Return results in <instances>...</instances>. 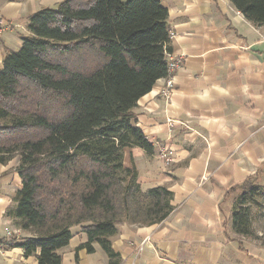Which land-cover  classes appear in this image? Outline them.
<instances>
[{"label":"trees","instance_id":"obj_1","mask_svg":"<svg viewBox=\"0 0 264 264\" xmlns=\"http://www.w3.org/2000/svg\"><path fill=\"white\" fill-rule=\"evenodd\" d=\"M229 1L264 25V0ZM167 17L159 0H63L33 13L20 48L5 52L0 163L18 156L21 179L7 215L31 233L18 246L25 255L39 250L38 264L61 263L73 226L86 235L76 252L97 243L107 264H120L117 225H153L172 211L170 190H142L134 164H123L125 148L153 149L133 110L167 75ZM235 190L231 228L250 236L249 210L264 182L249 177Z\"/></svg>","mask_w":264,"mask_h":264},{"label":"crops","instance_id":"obj_2","mask_svg":"<svg viewBox=\"0 0 264 264\" xmlns=\"http://www.w3.org/2000/svg\"><path fill=\"white\" fill-rule=\"evenodd\" d=\"M63 0H0V67L7 51L21 46L29 17ZM167 9L172 52L182 64L174 87L165 79L137 101L135 124L151 152L124 149L142 190L163 186L173 194L169 215L153 225L119 223L112 247L120 264H264V196L249 210L252 235L231 228L233 200L247 178L264 182V25L255 26L229 0H159ZM171 152V161L160 158ZM17 158L0 163V264H38L36 250L18 246L31 236L7 215L21 187ZM60 264H107L97 243L91 253L73 226ZM140 249V250H139ZM76 255V258H75Z\"/></svg>","mask_w":264,"mask_h":264},{"label":"built area","instance_id":"obj_3","mask_svg":"<svg viewBox=\"0 0 264 264\" xmlns=\"http://www.w3.org/2000/svg\"><path fill=\"white\" fill-rule=\"evenodd\" d=\"M6 28V24L3 21V19L0 18V34L4 31V29ZM167 75L164 77L165 79V86L162 90V94L163 95H168L170 93V91L173 89L174 87V82H173V78H172V73L178 68L180 67V65L182 64V60L180 58H174L172 56H168L167 57ZM160 158L162 160H164L165 162H169L171 161V152L170 151H166L165 149H163L160 153ZM0 252H1V246H0Z\"/></svg>","mask_w":264,"mask_h":264},{"label":"rangeland","instance_id":"obj_4","mask_svg":"<svg viewBox=\"0 0 264 264\" xmlns=\"http://www.w3.org/2000/svg\"><path fill=\"white\" fill-rule=\"evenodd\" d=\"M73 60H75V59H73ZM130 148H134V147H130ZM125 149H129V148H125ZM15 157L17 158V164H18V156H14L13 158H15ZM13 158H12V159H13ZM12 159H11V160H12ZM9 161H10V160H9ZM9 161H8V162H9ZM123 164H124V154H123ZM132 164H134V163H133V159L131 158L129 166H131ZM16 166H17V165H16ZM124 166H125V165H124ZM129 166H126V167H129ZM134 166H135V164H134ZM135 167H136V166H135ZM235 195H236V193H235ZM71 229H72V228H71ZM27 232H28V231H27ZM29 234L31 235L30 232H29ZM139 250H140V249H139Z\"/></svg>","mask_w":264,"mask_h":264}]
</instances>
